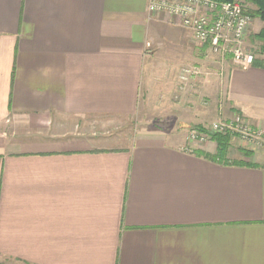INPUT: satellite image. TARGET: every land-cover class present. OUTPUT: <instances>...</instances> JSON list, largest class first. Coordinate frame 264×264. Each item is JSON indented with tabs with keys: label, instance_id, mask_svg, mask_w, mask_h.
<instances>
[{
	"label": "crops",
	"instance_id": "obj_1",
	"mask_svg": "<svg viewBox=\"0 0 264 264\" xmlns=\"http://www.w3.org/2000/svg\"><path fill=\"white\" fill-rule=\"evenodd\" d=\"M149 1L0 0V264H264V149L209 160L214 141L122 125L148 103L151 47L190 45L203 70L170 103L181 131L264 128V69L220 67ZM217 71L221 109L198 107Z\"/></svg>",
	"mask_w": 264,
	"mask_h": 264
},
{
	"label": "built area",
	"instance_id": "obj_2",
	"mask_svg": "<svg viewBox=\"0 0 264 264\" xmlns=\"http://www.w3.org/2000/svg\"><path fill=\"white\" fill-rule=\"evenodd\" d=\"M149 12L162 13L179 20L190 32L191 40L207 55L215 56L223 64L227 59L238 68L252 66L254 55L246 46L253 18L239 1L221 0H150ZM199 68L184 69L182 80L197 77ZM237 121L215 122L209 132L235 133L248 147H264V128H254L242 121L240 130L233 129ZM239 123V122H237ZM208 140V135L199 130L188 131L185 151L191 153L192 146H199Z\"/></svg>",
	"mask_w": 264,
	"mask_h": 264
},
{
	"label": "rangeland",
	"instance_id": "obj_3",
	"mask_svg": "<svg viewBox=\"0 0 264 264\" xmlns=\"http://www.w3.org/2000/svg\"><path fill=\"white\" fill-rule=\"evenodd\" d=\"M181 27L184 28L182 25ZM263 27H264V23H262L258 18L253 19V23L251 25L249 36L246 41L247 48L250 49V51H252L253 54L258 49V43L257 42L253 43L251 41V37L253 34L257 33ZM188 46L190 45L185 46V48H182V47L174 48L170 45H162L161 47H153V48L151 47L148 50V51H151V54L148 53L147 55H150L149 58L153 61L152 65L149 67V72H150L149 74H151V83H152L150 85L152 89L149 94L150 96L148 97L149 100H148V103H146V106H143L144 108H143L142 113H140L135 120H133L132 122L130 121L128 123L122 124L123 127H125L124 131L127 129H132L134 132L138 130V132L141 133L144 130L149 129L150 127L159 128L163 130L177 129L176 131H178L180 135L186 134L185 136L187 137L188 131L197 130V129H187L186 128L187 130L186 132V130L181 131L180 130L181 128L178 129V123L181 120H183V117L182 116L178 117L176 112H171L169 109L170 103L174 102V99L177 97L176 94L178 92H181V91L190 92L197 88L196 79L194 80L193 78H190V79L188 78L187 80H182L181 74L184 69L191 68V67H197L199 68V74L197 75V78L199 79L204 76V75H201L203 73L201 66L193 63V59L191 55L189 54L190 49L192 47L190 46L191 48H189ZM183 55H185V58ZM213 57L216 59V62H218V64L221 67L222 65L220 63L221 60L215 56ZM220 71L215 72V75L218 79L217 81L218 91L214 92V93H217L216 95L213 94L214 99L208 102V100L205 98H197L198 99L197 105H199L198 107L200 106L209 107L208 109L210 110L217 105V109H221L222 102H223L222 100L223 91L220 89L222 88V84H221L222 78H221V74L219 75ZM146 83L147 82L144 81L143 79L142 91L144 95L146 94V91H145ZM174 93H175V96H174ZM193 105L189 106L187 103H184L182 111H184L185 114H183V116H186L188 118V116L191 115V112L193 111L192 109ZM196 109L197 108H195V110ZM244 120L247 121L246 119L237 115L228 120L219 119L218 121H215V122L226 123L227 121L228 122L237 121L239 123L235 122L233 125V129L238 128V130H240V125L242 124V121ZM215 122H212L205 126H201L203 128L202 130H199L200 132H204L205 134L208 135V140H210L209 135L219 134V133L209 132L210 126ZM247 122L251 124L249 121ZM254 128H258V127H254ZM259 128H262V127H259ZM226 135L230 137V142L233 140H237L242 148L252 149V150L264 149V147L263 148L248 147L247 142L242 141L237 135H235V133H227ZM195 147L192 146L193 149Z\"/></svg>",
	"mask_w": 264,
	"mask_h": 264
},
{
	"label": "trees",
	"instance_id": "obj_4",
	"mask_svg": "<svg viewBox=\"0 0 264 264\" xmlns=\"http://www.w3.org/2000/svg\"><path fill=\"white\" fill-rule=\"evenodd\" d=\"M221 1H234V0H221ZM241 1L251 17L258 18L262 23H264V0H239ZM251 41L258 43V49L253 54L254 61L253 66L264 69V27L261 28L257 33L253 34ZM252 52V51H251ZM253 53V52H252ZM203 127L195 126L191 129L202 130ZM211 141H214L217 144V151L214 155H210L203 151H195V154L199 157L209 159V160H222L224 161V156L227 147L230 143V137L226 134H211L209 135ZM247 154V153H245ZM237 164L238 162H232ZM239 164V163H238Z\"/></svg>",
	"mask_w": 264,
	"mask_h": 264
}]
</instances>
